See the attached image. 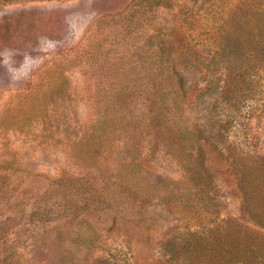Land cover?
<instances>
[{
	"label": "rangeland",
	"instance_id": "obj_1",
	"mask_svg": "<svg viewBox=\"0 0 264 264\" xmlns=\"http://www.w3.org/2000/svg\"><path fill=\"white\" fill-rule=\"evenodd\" d=\"M263 21L264 0H0V264L264 248V57L223 93Z\"/></svg>",
	"mask_w": 264,
	"mask_h": 264
},
{
	"label": "trees",
	"instance_id": "obj_2",
	"mask_svg": "<svg viewBox=\"0 0 264 264\" xmlns=\"http://www.w3.org/2000/svg\"><path fill=\"white\" fill-rule=\"evenodd\" d=\"M262 21V20H261ZM262 27H264V21L262 24ZM238 28L237 25L230 24L229 26H224L222 28V34L225 35L226 38H234L236 36H233L235 34L234 31ZM228 39V40H229ZM239 44L242 42L240 41V38H238L237 41ZM256 47L253 48L256 50L255 53L248 54L245 56L246 62L243 63V61L240 60V57H236L238 59V64L234 65L236 68L231 67L232 73L231 75H228V84H226V87L224 89V94H227L229 98H233L236 94L234 92L235 89H233L238 83L242 84L244 89L250 85L251 78H252V72L254 71V68L257 67V62L260 59H263L264 54V41H263V35L261 31V35L259 36L258 40L255 41ZM230 46L234 44V41L228 42ZM258 55V57H257ZM244 58V60H245ZM210 63V61L208 62ZM247 65L246 68L243 69V67ZM243 69V70H242ZM232 86V87H231ZM257 117V116H256ZM260 117V114L258 115ZM259 120V118H258ZM251 213V210H249ZM250 221L253 225L257 226L258 228L264 230V216L256 214L252 211L250 214ZM208 238V242H206L207 245L211 246L212 248H218V247H229L230 251L227 253L225 252V257L231 258L229 261L230 263H240V264H264V248L259 243H250L248 242L246 244V247H242V250L239 249L240 244L238 242L233 243H225L221 242L219 240L214 241L213 239ZM191 242V241H190ZM179 240L177 242V245H179ZM194 244H200L198 240H194ZM183 246L176 251H173L174 254L182 255L185 251L182 250ZM204 247H200L197 249V251L203 250ZM216 253L219 252V248L214 250ZM173 252L171 251L170 254L173 255ZM200 253H203V251H200ZM213 259H217L216 255H213Z\"/></svg>",
	"mask_w": 264,
	"mask_h": 264
},
{
	"label": "bare ground",
	"instance_id": "obj_3",
	"mask_svg": "<svg viewBox=\"0 0 264 264\" xmlns=\"http://www.w3.org/2000/svg\"><path fill=\"white\" fill-rule=\"evenodd\" d=\"M2 70V69H1Z\"/></svg>",
	"mask_w": 264,
	"mask_h": 264
}]
</instances>
